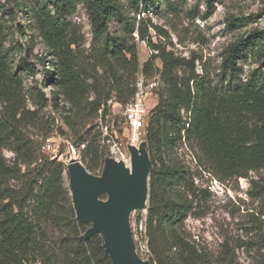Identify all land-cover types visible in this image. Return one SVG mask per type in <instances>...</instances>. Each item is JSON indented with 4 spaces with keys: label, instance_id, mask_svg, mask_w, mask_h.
I'll use <instances>...</instances> for the list:
<instances>
[{
    "label": "trees",
    "instance_id": "trees-1",
    "mask_svg": "<svg viewBox=\"0 0 264 264\" xmlns=\"http://www.w3.org/2000/svg\"><path fill=\"white\" fill-rule=\"evenodd\" d=\"M155 1L132 4L138 9L139 3ZM203 1L211 6L215 0ZM12 2L24 17L30 16L53 57L44 79L52 87L51 106L70 132V145H83L79 161L92 174L108 156L97 128V119L105 121L108 115L107 102L115 99L124 106L136 91L138 73L158 74L144 136L152 164L144 220L149 263L236 264L214 259L190 238L185 222L201 216L205 191L195 185L179 152L194 146L197 168L220 180L247 177L264 168V25L225 50L217 83L204 69L197 74L194 61L152 44L142 24L137 27L139 39L157 53L140 66L135 43L108 32L109 22L123 11L121 0ZM78 3L93 35L88 52L80 50L78 33L67 20ZM9 28L0 21V264H111L100 234L78 239L87 227L75 219L65 164L41 150L56 119L43 113L49 101L45 94L39 99L27 92L13 69L5 48ZM130 28L132 32L134 23ZM156 58L161 68L155 67ZM248 58L256 67L242 77V63ZM56 130L68 141L59 125ZM4 151L12 156L7 158ZM249 183V195L264 202V176ZM258 225L264 243V220ZM252 264H264V254Z\"/></svg>",
    "mask_w": 264,
    "mask_h": 264
},
{
    "label": "rangeland",
    "instance_id": "rangeland-1",
    "mask_svg": "<svg viewBox=\"0 0 264 264\" xmlns=\"http://www.w3.org/2000/svg\"><path fill=\"white\" fill-rule=\"evenodd\" d=\"M121 2L123 11L109 22L108 32L111 35L124 34L129 43H135L140 66L150 55L157 53L147 46L146 41L139 39L137 27L142 24L143 29L147 27L152 44L158 45L173 57L194 61L197 74L204 69L217 83L221 77L219 66L225 50L241 37H247L253 29H260L264 25V0H215L211 6L203 0H156L153 5L143 6L139 3L138 9L134 8L132 0ZM12 3V0H0V21L10 27L5 48L13 69L22 78L25 90L39 99L41 93H44L49 101L43 113L56 119L55 130L44 142L42 152L65 163L70 157V132L61 123L59 112L51 106V84L44 83L53 57L30 16L24 17L22 11L16 10ZM67 20L78 33L80 50L88 52L93 35L83 5L78 3L75 12ZM133 23L134 29L130 32ZM154 65L161 68V60L156 58ZM242 67L244 77L256 64L248 58L242 63ZM155 79L158 85L157 73L153 72L149 77L138 73L135 84L141 83L144 86ZM152 97L146 98H150L148 108L155 104V98ZM30 106L32 107L31 104ZM108 108L105 121L97 119L98 131L108 147V156L122 160L131 174L132 145L128 143V129L122 111L117 106L108 105ZM115 117L117 119L112 126L111 120ZM57 122H60V128L67 133L68 141L57 134ZM132 147L138 149L139 144ZM81 148V144L73 148L74 157L78 160V151ZM3 153L7 158L12 156L7 151ZM193 155L197 156L194 146L190 150L184 147L180 149L179 156L193 173L195 185L205 191L200 209L201 216L190 217L185 222L190 238L202 245L216 260L252 264L264 254V243L258 237L261 232L258 224L264 220V202L249 195V182L264 176V168L249 172L247 177L220 180L206 171H200L192 159ZM100 174L101 170L93 175ZM65 184L68 187L66 175ZM100 198L105 199L106 195L102 194ZM145 214L146 206L134 208L129 214L136 252L144 261L148 260L144 238ZM84 225L88 228L91 224Z\"/></svg>",
    "mask_w": 264,
    "mask_h": 264
},
{
    "label": "water",
    "instance_id": "water-1",
    "mask_svg": "<svg viewBox=\"0 0 264 264\" xmlns=\"http://www.w3.org/2000/svg\"><path fill=\"white\" fill-rule=\"evenodd\" d=\"M132 150V173L122 160L106 156L99 176L88 172L73 157L69 148V160L65 162L68 189L73 202L77 222L91 225L79 236L86 241L100 234L104 253L111 264H150L142 260L133 240L129 214L134 208L146 206L149 194L151 160L141 140L139 148ZM102 194L106 195L101 199Z\"/></svg>",
    "mask_w": 264,
    "mask_h": 264
},
{
    "label": "built area",
    "instance_id": "built-area-1",
    "mask_svg": "<svg viewBox=\"0 0 264 264\" xmlns=\"http://www.w3.org/2000/svg\"><path fill=\"white\" fill-rule=\"evenodd\" d=\"M156 87V79L146 83L144 86L141 83H137L133 97L124 106L116 102L115 99H111L107 102L108 105L112 107L117 106L122 111V116L124 117V122L128 129V143L132 146L138 145L140 141L144 139L145 125L149 113L146 98L150 95L155 97L154 89ZM59 123L60 122H57V125H60ZM70 148L73 150L74 157V147L70 146ZM43 151L45 152V147H43ZM113 158L118 160L116 157Z\"/></svg>",
    "mask_w": 264,
    "mask_h": 264
},
{
    "label": "bare ground",
    "instance_id": "bare-ground-1",
    "mask_svg": "<svg viewBox=\"0 0 264 264\" xmlns=\"http://www.w3.org/2000/svg\"><path fill=\"white\" fill-rule=\"evenodd\" d=\"M151 96V95H150Z\"/></svg>",
    "mask_w": 264,
    "mask_h": 264
}]
</instances>
